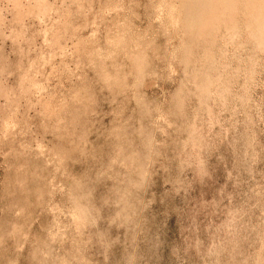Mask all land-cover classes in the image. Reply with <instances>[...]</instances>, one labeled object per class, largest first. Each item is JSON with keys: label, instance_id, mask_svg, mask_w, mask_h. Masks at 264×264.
I'll return each mask as SVG.
<instances>
[{"label": "clouds", "instance_id": "9594fccd", "mask_svg": "<svg viewBox=\"0 0 264 264\" xmlns=\"http://www.w3.org/2000/svg\"><path fill=\"white\" fill-rule=\"evenodd\" d=\"M0 264H264V0H0Z\"/></svg>", "mask_w": 264, "mask_h": 264}, {"label": "rangeland", "instance_id": "374dc122", "mask_svg": "<svg viewBox=\"0 0 264 264\" xmlns=\"http://www.w3.org/2000/svg\"><path fill=\"white\" fill-rule=\"evenodd\" d=\"M174 225H175V217H173V218L169 221V226H170V228L173 229V231H175Z\"/></svg>", "mask_w": 264, "mask_h": 264}]
</instances>
